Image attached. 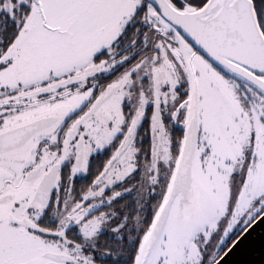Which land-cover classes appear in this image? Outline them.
<instances>
[{"label":"snow or ice","instance_id":"snow-or-ice-1","mask_svg":"<svg viewBox=\"0 0 264 264\" xmlns=\"http://www.w3.org/2000/svg\"><path fill=\"white\" fill-rule=\"evenodd\" d=\"M264 264V0H0V264Z\"/></svg>","mask_w":264,"mask_h":264},{"label":"water","instance_id":"water-1","mask_svg":"<svg viewBox=\"0 0 264 264\" xmlns=\"http://www.w3.org/2000/svg\"><path fill=\"white\" fill-rule=\"evenodd\" d=\"M252 259L255 260V261H257V264H259V261L262 259V257L260 256V254H257Z\"/></svg>","mask_w":264,"mask_h":264}]
</instances>
